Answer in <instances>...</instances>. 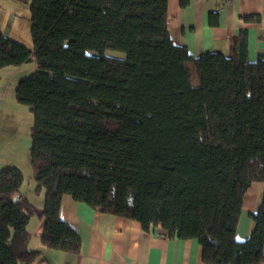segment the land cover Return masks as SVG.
I'll return each instance as SVG.
<instances>
[{
  "label": "trees",
  "instance_id": "16d2710c",
  "mask_svg": "<svg viewBox=\"0 0 264 264\" xmlns=\"http://www.w3.org/2000/svg\"><path fill=\"white\" fill-rule=\"evenodd\" d=\"M28 4V0H15ZM184 4L187 0L183 1ZM168 0H31L33 48L0 29V71L34 63L16 100L33 114L31 166L38 211L23 172H0V264H34L28 224L42 244L78 254L63 198L197 240L205 264H264V190L248 239L238 241L244 197L264 187V54L192 56L173 43ZM245 22H258L247 15Z\"/></svg>",
  "mask_w": 264,
  "mask_h": 264
},
{
  "label": "crops",
  "instance_id": "0c3cea01",
  "mask_svg": "<svg viewBox=\"0 0 264 264\" xmlns=\"http://www.w3.org/2000/svg\"><path fill=\"white\" fill-rule=\"evenodd\" d=\"M183 1L168 0V29L175 45L185 47L194 57L213 52L233 58L235 37L246 29L249 62H256L264 54V0H187L186 4ZM30 3L0 0V29L6 37L21 43L15 27L21 16L30 11ZM247 15H257L260 20L245 22L243 18ZM28 17L29 12L27 20ZM22 44L33 48L28 43ZM33 69L35 64L29 63L0 71V172L7 166L23 172L21 164L30 150L29 141L20 142L19 131L12 129V118L21 113L16 94L10 91L14 82L3 81L10 71L17 72L21 80ZM18 82L13 84L14 88ZM263 190V185L255 182L245 194L236 232L238 241L248 239L252 232V215L260 204ZM21 193L38 211L43 209L45 190L35 196L24 184ZM61 217L78 232L80 252L68 254L45 247L41 242L43 219L33 216L27 227L31 235L29 249L41 253L34 264H205L197 240L170 237L160 226L146 232L136 221L96 211L70 196L63 198Z\"/></svg>",
  "mask_w": 264,
  "mask_h": 264
},
{
  "label": "rangeland",
  "instance_id": "374dc122",
  "mask_svg": "<svg viewBox=\"0 0 264 264\" xmlns=\"http://www.w3.org/2000/svg\"><path fill=\"white\" fill-rule=\"evenodd\" d=\"M31 0H28V3H30ZM25 5V4H24ZM26 5H28L26 3ZM26 8V7H23ZM28 12H29V17L30 18V11H26L25 15L21 16V19L16 23V27L15 29L17 31H19V35L20 37L17 38L19 39V41H21V43H28V45H33V41H32V37H31V28H30V19L27 20L26 17L28 16ZM19 25L22 27L20 28ZM27 45V44H26ZM33 72L35 71L34 69L32 70ZM31 72V73H33ZM7 77L5 79V81L3 82H20L21 80H19L18 78V73L17 72H13L10 71L9 73L6 74ZM27 77V76H25ZM23 79V78H21ZM18 82V83H19ZM13 83V84H14ZM11 86V90L14 94H16V88H14L15 85ZM6 85V83H5ZM3 86V85H2ZM16 102V101H15ZM18 103V102H16ZM21 107H20V114L15 116V118H12V129L13 131L18 130V140H23L24 143L27 142V140L29 141L30 145L29 148L31 147V133H32V127H33V114L30 111V108L26 105H22L20 103H18ZM14 133V132H13ZM15 135V133H14ZM15 139V138H14ZM24 168L23 172H24V183L25 187L28 188V190H30L35 196H38L37 190H36V186L34 185L36 182L33 178V170H32V166H31V156H30V150H29V154L28 156H26L24 158V160L22 161L21 164ZM36 218L38 216H35Z\"/></svg>",
  "mask_w": 264,
  "mask_h": 264
}]
</instances>
